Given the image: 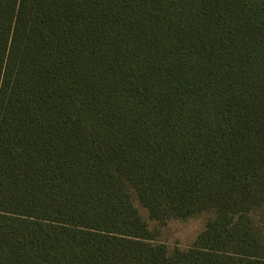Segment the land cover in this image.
Returning a JSON list of instances; mask_svg holds the SVG:
<instances>
[{
  "label": "trees",
  "instance_id": "obj_1",
  "mask_svg": "<svg viewBox=\"0 0 264 264\" xmlns=\"http://www.w3.org/2000/svg\"><path fill=\"white\" fill-rule=\"evenodd\" d=\"M0 264H264V0H0Z\"/></svg>",
  "mask_w": 264,
  "mask_h": 264
},
{
  "label": "rangeland",
  "instance_id": "obj_2",
  "mask_svg": "<svg viewBox=\"0 0 264 264\" xmlns=\"http://www.w3.org/2000/svg\"><path fill=\"white\" fill-rule=\"evenodd\" d=\"M142 218L147 222L153 242L170 249H188L194 246L198 236L205 229L209 216L199 215L187 219L166 218L152 220L148 211L135 203Z\"/></svg>",
  "mask_w": 264,
  "mask_h": 264
}]
</instances>
